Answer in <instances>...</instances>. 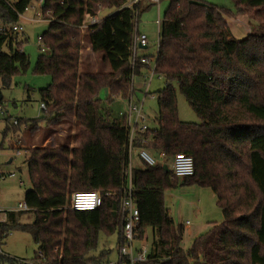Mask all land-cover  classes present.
<instances>
[{
    "label": "trees",
    "instance_id": "16d2710c",
    "mask_svg": "<svg viewBox=\"0 0 264 264\" xmlns=\"http://www.w3.org/2000/svg\"><path fill=\"white\" fill-rule=\"evenodd\" d=\"M32 1L0 0V77L5 84L30 64L12 26L20 23ZM125 2L44 0L42 15L50 24L42 36L49 52H41L35 71L52 76L40 89L45 117L48 122L76 119L80 143L30 148L33 187L25 194L29 209L9 210L4 220L0 217V244L11 231L22 230L53 264H106L109 259L108 250L99 256L92 251L100 231L111 234L120 226L117 210L131 161L127 119L115 116L112 104L130 96L136 10L141 18L142 11L155 4L142 0L133 8L122 7ZM235 3L231 11L199 0H171L162 18L156 70L166 85L158 91L157 127L148 128L145 147L155 156L165 152L169 163L177 152L192 155L195 173L180 178L173 175L171 164L167 170L164 163L143 160L133 167L139 237H148L151 228L155 264H264V126L259 124H264V0ZM103 5L117 10L82 30L86 17L97 15ZM245 6L255 8L253 15L263 20L237 38L227 15L239 14ZM84 35L93 52H105L109 72L81 69ZM174 83L201 122L180 118ZM104 88L109 91L105 101ZM189 184L216 193L223 221L213 222L186 249L185 226L176 224L164 196L169 188ZM78 189L100 191L103 205L95 210L71 208L69 194ZM18 259L24 258L0 252V264H20ZM31 259L38 260L37 250Z\"/></svg>",
    "mask_w": 264,
    "mask_h": 264
},
{
    "label": "rangeland",
    "instance_id": "374dc122",
    "mask_svg": "<svg viewBox=\"0 0 264 264\" xmlns=\"http://www.w3.org/2000/svg\"><path fill=\"white\" fill-rule=\"evenodd\" d=\"M15 1V0H12ZM41 0H33L27 10L21 15L20 24L24 27L18 33V39L21 48L30 57V64L26 69L16 72L8 84H5L0 77V104L3 106L5 113H0V217L6 218V211L19 210L20 202H25L27 190L33 187L32 178L27 163L30 152L27 149L35 145L55 148L59 145L67 144L71 147L78 146L80 138L76 134L79 130L76 119L73 122L66 118L53 119L48 122L45 111L41 107L40 89L47 87L52 82V76L48 73H36L35 66L39 55L41 54V43L39 36L43 35L49 28V20L42 17L39 7ZM171 0H161L160 17L169 7ZM207 4H214L221 9L234 11L236 8L235 0H199ZM112 8L100 7L97 17L102 19L110 14ZM255 8L250 6L243 7L239 14L227 13L228 22L233 29L236 37L244 38L250 34L254 28L262 22V17L254 16ZM158 18L157 4L151 5L149 9L142 11L141 14V31L148 35L150 48L148 52L154 54L158 50ZM83 47L81 50L80 67L82 70L109 72L111 66L106 58L105 52H93L86 35L83 36ZM6 49V48H4ZM148 79L142 77L138 79L137 84L147 83ZM166 85L165 78L156 73L152 78L149 86L150 94L145 99L144 111L147 115L146 123L152 128L157 127L155 120L159 105L158 91ZM177 90L179 116L185 121L201 122V117L196 110L189 104L187 97L174 83ZM145 91V90H144ZM144 91L136 90L138 97L143 99ZM109 96L108 89L101 91L102 100ZM126 99L116 98L112 104L114 115L117 116L120 110H125ZM14 119L21 121L20 125L14 126ZM34 119L38 120L37 122ZM34 124L36 128L31 129ZM260 126L261 123H259ZM7 132V133H6ZM16 134V136H14ZM27 137V138H26ZM20 139L16 143L17 139ZM16 143V144H15ZM26 147V148H25ZM19 149L20 152H17ZM142 160L136 153L132 154V166H141ZM167 164L170 163L167 162ZM15 173V175H11ZM23 180V184H20ZM181 186L169 188L165 191V204L169 208L171 215L176 213V224L183 222L188 225L185 228L183 246L188 249L192 245L193 233L191 230L196 229L198 225L206 224L208 227L212 221L218 223L223 221V212L217 204V195L209 187H197L195 191L181 193ZM83 190V189H78ZM70 198L72 193L69 194ZM70 206V205H69ZM118 213V211H117ZM31 217V215H28ZM175 218V217H174ZM213 219V220H212ZM148 237H145V243L150 250L153 249V237L151 228L147 229ZM140 243V241L138 242ZM3 252L11 256L30 259L34 257L38 248L32 235L27 231L13 230L4 238L0 244ZM119 249V228L111 234L100 231L98 236L97 247L92 251L93 255H100L104 250L109 251V258L117 261Z\"/></svg>",
    "mask_w": 264,
    "mask_h": 264
},
{
    "label": "built area",
    "instance_id": "2783aa9c",
    "mask_svg": "<svg viewBox=\"0 0 264 264\" xmlns=\"http://www.w3.org/2000/svg\"><path fill=\"white\" fill-rule=\"evenodd\" d=\"M142 0H126L122 7L133 8L135 4H138ZM155 3H160V0H150ZM100 12V11H99ZM98 12V13H99ZM39 14L43 17L42 12ZM98 15V14H97ZM97 15H88L81 25L82 30L88 28L90 24L99 23L102 19H99ZM159 15V14H158ZM158 24V50L156 53L151 54L148 52L150 43L146 32L140 30V18L139 11L136 10V16L134 18V30L133 38L130 46L131 51V92L130 96L126 99L125 110H120L119 114L125 116L129 127V140L128 148L130 152V164L126 171L127 182L124 188V195L118 208V215L120 217L119 226V258L117 261H112L110 258L106 264H155L152 258V250L145 243V239L139 237L140 226V210L136 205L133 197L134 184H133V166H132V154L137 153L141 160L147 162L150 165H156L158 163H167L165 161L166 154L161 151L158 156H155L145 147V144L149 141L147 136L149 124L146 123L147 115L144 111L145 99L150 94L149 86L152 78L157 73V59L158 51L160 47V28L162 19L159 17L156 20ZM14 31H22L23 28L20 23H15L12 26ZM39 42L41 43V51L49 52V46L44 43L43 36H39ZM140 71L137 72V68ZM148 79L145 83L137 84L140 78ZM141 89L144 91L143 99L138 97L136 90ZM43 110H47L45 102L41 103ZM0 113H5L2 105H0ZM18 119H14V124H17ZM173 175L184 178L195 173V160L194 157L185 152H177L174 154L170 161ZM11 175H15L12 173ZM107 192V195H110ZM103 194L98 190H79L72 193L70 207L75 210H95L103 205ZM28 206L25 203H20L19 210H28ZM4 220V219H1ZM140 241V243H138ZM58 250V246L55 247ZM0 248V252H1ZM38 260L36 262L32 259H18L20 264H53V258L45 254L42 249H37Z\"/></svg>",
    "mask_w": 264,
    "mask_h": 264
},
{
    "label": "crops",
    "instance_id": "0c3cea01",
    "mask_svg": "<svg viewBox=\"0 0 264 264\" xmlns=\"http://www.w3.org/2000/svg\"><path fill=\"white\" fill-rule=\"evenodd\" d=\"M42 1L43 0H41L40 2H39V7H40V12H42ZM160 2H161V0H160ZM155 4H157V6H158V14L160 15V12H161V3H155ZM105 8H107V7H105ZM117 9H112V11L110 12V14H112V13H114L115 11H116ZM100 11V10H99ZM109 15V14H108ZM159 15H158V17H159ZM104 18V17H103ZM102 18V19H103ZM161 18V17H160ZM162 19V18H161ZM157 20V19H156ZM50 22V21H49ZM157 23V22H156ZM22 26V25H21ZM140 26H141V21H140ZM22 28H24L23 26H22ZM141 28V27H140ZM232 31H233V29H232ZM145 32V31H144ZM234 33V32H233ZM235 35V34H234ZM237 38H240V37H237ZM38 126H39V124H38ZM31 127V129H33V128H36L35 126H33V124L30 126ZM151 127V126H150ZM14 136H16V134L14 135ZM27 138V137H26ZM20 141V139L18 138L17 139V141H16V143L17 142H19ZM15 143V144H16ZM26 148V147H25ZM27 149L29 150V152H30V148L29 147H27ZM17 152H20L19 151V149L17 150ZM137 154V153H136ZM137 156H138V154H137ZM142 165V164H141ZM12 174V173H11ZM20 182V184L22 185L24 182H23V180H20L19 181ZM197 187H203V186H200V185H197V184H189V185H183V186H181L180 188H181V193H187V192H192V191H195L196 190V188ZM204 188H207V187H204ZM198 189V188H197ZM20 203H25V202H20ZM218 204V203H217ZM20 205V204H19ZM220 207V206H219ZM175 216V218H174V220L176 219V213L174 214ZM213 220V219H212ZM213 222H217V221H212V222H210L209 223V225H208V227H205V225L204 224H201V225H198L197 227H196V229H194V230H191L192 231V233H193V239H192V242H194V240L197 238V237H199V236H201V235H203V234H205V233H207L210 229H211V227H212V225L214 224ZM179 224H183V222H181V223H179ZM184 226H185V228L187 229V227H188V225H185L184 224ZM193 244V243H192ZM192 246V245H191ZM16 257V256H15ZM19 258H21V257H19ZM24 259H27V258H24Z\"/></svg>",
    "mask_w": 264,
    "mask_h": 264
},
{
    "label": "water",
    "instance_id": "95a60500",
    "mask_svg": "<svg viewBox=\"0 0 264 264\" xmlns=\"http://www.w3.org/2000/svg\"><path fill=\"white\" fill-rule=\"evenodd\" d=\"M42 6H44V0L42 1ZM1 98V97H0ZM164 168L170 170V166L167 163H164Z\"/></svg>",
    "mask_w": 264,
    "mask_h": 264
}]
</instances>
